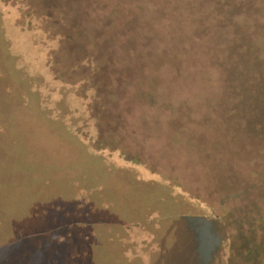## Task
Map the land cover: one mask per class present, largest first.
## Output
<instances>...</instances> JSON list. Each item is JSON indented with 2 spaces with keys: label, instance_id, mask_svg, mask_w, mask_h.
<instances>
[{
  "label": "rangeland",
  "instance_id": "rangeland-1",
  "mask_svg": "<svg viewBox=\"0 0 264 264\" xmlns=\"http://www.w3.org/2000/svg\"><path fill=\"white\" fill-rule=\"evenodd\" d=\"M66 7L57 66L69 71L86 56L103 60L96 77L108 86H99L94 108L108 116L99 126L104 139L91 138V148L66 130L63 119L87 138L88 120L64 98L50 103L41 96L37 83L45 81L27 74L9 50L0 10V95L7 108L26 112L17 113L19 136L0 139V264H247L219 219L264 218V206L251 213L252 193L244 189L254 182L257 195L264 186V0H167L164 53L126 86L111 82L123 68L118 53H143L146 45H114L112 35L129 28L132 14L119 11L113 29L104 26L102 7L97 16L85 1ZM130 70L137 74L133 64ZM71 79L78 83H66ZM191 124L212 130L210 139L197 129L190 134ZM197 138V152L180 147ZM235 158L240 181L249 183L233 200L242 208L232 213L212 194L223 187L218 174L236 176ZM253 161L261 177L246 176Z\"/></svg>",
  "mask_w": 264,
  "mask_h": 264
},
{
  "label": "trees",
  "instance_id": "trees-1",
  "mask_svg": "<svg viewBox=\"0 0 264 264\" xmlns=\"http://www.w3.org/2000/svg\"><path fill=\"white\" fill-rule=\"evenodd\" d=\"M80 1H85L89 5H92L93 8L91 14L94 16H97V14L100 15V7L103 8L101 13H104L103 20L106 21V24L104 25L105 27H112L114 29V27L118 25L119 11H122L125 14L130 12L133 16L127 30L123 31L121 29H114L115 33L112 35V39L115 40L114 45L127 43V40L130 41V39H135L133 42L137 40L144 46L146 45V47H144L143 53H141L142 51L139 52L137 49L126 51L125 54L120 53L119 55L118 53L119 60L123 62V68H121L120 73L118 72L116 74L117 77L111 79V82L113 85L118 84L119 86L123 84L125 86L127 84L129 85L139 72L147 73V64H149L158 52L164 53L163 42L161 40L163 37L166 38L167 34L170 32L165 29L163 13L170 9L167 8V0H0V10H3L1 13L2 26L6 38H8L10 42L9 50L13 54L18 55L20 59L19 61H21L19 65L27 71V74L31 76L37 75V77L40 75L44 79L45 85L43 83L42 86H39V82L37 83L41 96H44L46 99L47 95L50 103L54 100L58 99V101H60L64 98V101H66L70 108L74 110L75 116L81 115L88 120L87 126L89 131L87 134L85 133L88 136L86 138L83 133L77 131V125H73L68 119H65L64 121V119L61 118L63 119L67 131L74 132L79 138L81 137V139L84 137L88 142L89 147H91V138L95 140V143L104 139V137H102V139L100 137L99 126L106 122L105 119L108 118L106 113H100L102 110L100 111L98 107L94 108L99 86H108V83H101L96 77L98 71L101 70V65L98 62L103 63V60L101 61L98 59L95 61L93 58L86 56L84 64L79 67H74L73 70L67 71L58 67L60 65L59 62L63 63V60L59 56L60 45H62L63 40L67 37V34L64 33V25L67 22L66 14H68V8L66 6L69 4L76 5ZM54 24L57 25L56 28ZM105 27L102 30H104ZM167 29H170V26H168ZM99 36L105 37L104 32L99 33ZM97 63L98 65H96ZM131 64L137 67V74L135 76H133L130 70ZM138 66L140 68H138ZM80 68L86 69L87 72L85 75L74 76ZM65 76L68 78H79L77 80L78 83H74L72 79L71 82L66 83L68 78H65ZM63 87L68 89L67 94L63 93ZM33 88L35 90V87ZM22 89L25 94L26 92L28 94V88L23 85ZM171 99L165 98L164 102L170 104L172 102ZM0 104V139L3 141V138L7 136L11 140L16 138L17 135L19 136L14 124L18 122L17 119L19 115L22 117L26 112L19 107V104V108L14 107V105H12L13 107L11 108H7L6 100H4L2 95H0ZM49 106L52 105L49 104ZM92 109L94 111H92ZM17 113H19V115ZM45 117L50 118V115L45 114ZM182 118L186 117H181V119ZM82 124H84V121ZM191 125L192 127L190 128L185 127L190 134L197 132L195 131V129H197L199 133L206 134L209 139L210 136H212V130L206 126L195 127V129H193L194 126L193 124ZM194 125L197 126L196 124ZM186 130L184 132H186ZM195 136L197 137L196 134ZM208 137H205L203 141L206 140L207 149L210 150V148L213 147V141L208 140ZM186 139L191 138L187 137ZM198 140L200 139L197 138L195 141H191V144L185 142L186 146L181 144L180 147H187L192 151L195 150L193 152H197V146L199 147L200 142H202ZM95 147L98 148V146ZM213 150L219 151L218 149L213 148L212 152ZM203 154L204 153L201 152L197 154V157L199 156L201 159H204ZM232 155L234 156V154ZM252 159L254 158L251 157V160ZM136 160L137 158H134L133 161ZM253 162L248 163L246 169H244L247 173L246 176H250L251 178H256V176L261 177L257 175L254 170L257 161ZM237 163L238 160L236 158L232 160V166L238 171L236 176L231 174L232 179L235 180H225V182H223L224 179H230L231 177L228 176V174L227 177L225 174H218L217 179L223 187L216 188L215 186L214 190H216L212 194V196H215L219 201L222 199L221 202L227 203L229 208L225 209V211L228 212L229 210V212L232 213H236L237 210L242 208L234 203L233 200L240 199L243 194L242 189L245 187L244 185L249 183H242L240 181L243 171L241 163ZM262 177L264 178V176ZM173 184L174 186L176 184L179 185L177 181ZM253 184L254 182L249 183L247 188L244 189L248 190V192L251 191L252 194L249 198L250 200H248L252 203L251 213H256L258 212L256 209L262 210L260 206H264V186H259L258 194L255 195V187H250ZM181 186L183 188L182 191H185L186 194L192 196L190 190H187L183 185ZM220 192H223L222 196ZM253 195H255L256 198ZM258 195H261L262 201L259 200ZM258 202L261 203L257 205ZM207 206H209V204ZM257 216V214H251L250 216L238 217V219L233 222L230 221V219H219L225 224L227 230L230 229L231 231V243L232 247L235 246L234 250L236 255L239 257L240 253H245L246 260H248L247 264H264V218L257 220L255 219ZM246 222H250V224H247ZM232 229H239V232H234ZM240 243L241 250L239 247ZM253 245H256L255 250L249 251L248 246ZM3 255L4 254H2V256ZM235 260L236 259H234V261ZM234 261L231 264H234Z\"/></svg>",
  "mask_w": 264,
  "mask_h": 264
}]
</instances>
